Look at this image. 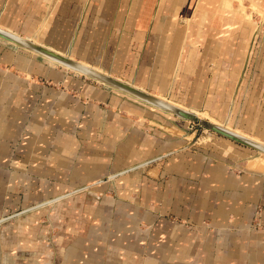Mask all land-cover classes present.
Instances as JSON below:
<instances>
[{
	"label": "crops",
	"instance_id": "obj_1",
	"mask_svg": "<svg viewBox=\"0 0 264 264\" xmlns=\"http://www.w3.org/2000/svg\"><path fill=\"white\" fill-rule=\"evenodd\" d=\"M204 1L0 0V27L264 141V34ZM179 130L0 40V264H264V171Z\"/></svg>",
	"mask_w": 264,
	"mask_h": 264
},
{
	"label": "water",
	"instance_id": "obj_2",
	"mask_svg": "<svg viewBox=\"0 0 264 264\" xmlns=\"http://www.w3.org/2000/svg\"><path fill=\"white\" fill-rule=\"evenodd\" d=\"M0 39L14 46H17L21 49H24L28 52H31L36 56L42 57L46 60L53 61L63 67H67L68 69H71L74 72L82 74L88 78H91L99 83L107 85L119 92L134 97L158 109L166 111L181 119L198 123L203 127L231 141H234L240 145H243L245 147H248L259 153L264 154V144H261L257 141L249 139L248 137L235 133L229 129H226L223 126L212 123L206 119H200L199 116H197L196 114L190 111H186L178 106L169 103L167 100L159 98L147 91L141 90L129 83L123 82L115 77H112L109 74H106L93 67L85 65L79 61H76L65 54L51 50L39 43H36L28 38H25L19 34L8 31L1 27H0Z\"/></svg>",
	"mask_w": 264,
	"mask_h": 264
},
{
	"label": "rangeland",
	"instance_id": "obj_3",
	"mask_svg": "<svg viewBox=\"0 0 264 264\" xmlns=\"http://www.w3.org/2000/svg\"><path fill=\"white\" fill-rule=\"evenodd\" d=\"M177 1H179L181 5L185 2V0H177ZM233 1H234L235 9L240 10V12H243V18L251 21L254 24V26L256 27V29H257V43H259L261 34L262 33L264 34V12L260 10L261 8L259 7L258 3L255 2L256 4H258V5H256L251 0H233ZM204 2H205V10L206 11H214V10L216 11L217 9L220 8V6L223 3H224L225 6L228 5V1L227 0H209V2H206V1H204ZM241 5L243 6V8L240 7ZM184 10L187 11V13L190 11L189 8H187V10L185 8ZM189 13H191V11ZM192 19L193 18H191L190 20H192ZM202 19H204V18H202ZM202 19H201V21H204ZM193 21H194V19H193ZM7 44L15 47L16 49L28 52V51H26L24 49H21V48H19L17 46H14V45L10 44V43H7ZM28 53H30V52H28ZM40 58H42V57H40ZM57 65H59V64H57ZM61 67H63V66H61ZM66 70H68L71 73H75L77 75H80L81 77H83V78H85V79H87L89 81H92L94 83L102 84V83H99V82H97V81H95V80H93L91 78H88V77L82 75V74L74 72L71 69H66ZM102 85H104V84H102ZM105 86H107V85H105ZM107 87H109V86H107ZM111 89H113V88H111ZM132 98H134V97H132ZM134 99H136V98H134ZM138 101H140V100H138ZM140 102L144 103L142 101H140ZM145 104H147V103H145ZM147 105H149V104H147ZM149 106H151V105H149ZM152 107H154V106H152ZM154 108H156V107H154ZM156 109H158V108H156ZM158 110H160L161 113L162 112L167 113L168 116L171 117L172 122L176 125L177 129H181L183 132H185L187 137H188V140L190 142H192V144H194V145H196L198 147L211 148V149L220 150V151H227V152L235 150L236 152L239 153V156L244 157L245 159L249 158L250 162L255 161V158H259V159L261 158V154L259 152L255 151L253 149H250L248 147H245L243 145H240V144H238V143H236L234 141H231V140H229V139H227V138H225V137H223V136H221V135H219V134H217V133H215V132H213V131L205 128V127H203L202 125H200L198 123H194V122H190V121L181 119V118H179L177 116H174V115H172V114H170V113H168L166 111H163L161 109H158ZM199 116L201 118H205L206 120H210L211 121V119H209V117L207 115L205 116L204 113H200ZM216 123L222 124L224 126H229L230 128H232L227 123H220L219 121L216 122ZM232 129L236 130V131H239V132H242V131H240V130H238L236 128H232ZM178 132H180V130ZM242 133H244V132H242ZM259 159H256V160H259ZM9 214L7 216L3 215L1 217V219L5 218V217L7 218L9 216L13 217L14 216L13 214H15V213H13L12 215H9Z\"/></svg>",
	"mask_w": 264,
	"mask_h": 264
},
{
	"label": "bare ground",
	"instance_id": "obj_4",
	"mask_svg": "<svg viewBox=\"0 0 264 264\" xmlns=\"http://www.w3.org/2000/svg\"><path fill=\"white\" fill-rule=\"evenodd\" d=\"M31 40V39H30ZM33 41V40H32ZM52 50V49H51ZM31 53V52H30ZM48 61H50V60H48ZM51 63H54V64H57V63H55V62H53V61H50ZM86 65V64H85ZM89 66V65H88ZM91 67V66H90ZM66 69H68L67 67H65ZM143 90V89H142ZM122 93V92H121ZM160 98V97H159ZM163 99V98H162ZM164 100H166V99H164ZM168 101V100H167ZM169 103H171V104H173V105H175V106H178V105H176V104H174V103H172V102H170V101H168ZM178 107H180V108H182V109H184V110H186V111H190V112H192V113H194V114H196L197 116H199L200 115V113H195V112H193V111H191V110H189V109H186V108H183V107H181V106H178ZM206 116V115H205ZM199 118L200 119H205V118H201L200 116H199ZM208 121H210V120H208ZM210 122H212V123H215V124H218V123H216L215 121H213L212 119H211V121ZM218 125H220V126H223V127H225L226 129H229V130H231V131H233V132H235V133H238V134H240V135H243V136H245V137H248L249 139H252V140H254V141H257V142H259V143H261V144H264V141L263 140H261L260 138H258V137H254V136H250V135H246V134H244V133H242V132H239V131H236V130H233L232 128H230L229 126H224V125H222V124H218ZM261 154V158L259 159V158H255V161H252V162H250V161H248L249 163H248V166L249 167H251V168H253V169H256V170H261V171H264V154L263 153H260ZM256 159H259V160H256Z\"/></svg>",
	"mask_w": 264,
	"mask_h": 264
}]
</instances>
